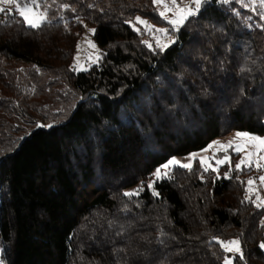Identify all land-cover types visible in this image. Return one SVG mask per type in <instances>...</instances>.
Returning a JSON list of instances; mask_svg holds the SVG:
<instances>
[{
    "label": "trees",
    "instance_id": "trees-1",
    "mask_svg": "<svg viewBox=\"0 0 264 264\" xmlns=\"http://www.w3.org/2000/svg\"><path fill=\"white\" fill-rule=\"evenodd\" d=\"M44 2L39 29L15 10L0 20V261L264 264V208L238 154L230 178L197 160L157 181L159 196L123 195L233 131L264 137V9L211 0L154 54L127 22L169 25L152 0ZM85 26L101 58L73 71ZM214 237L239 238L244 259Z\"/></svg>",
    "mask_w": 264,
    "mask_h": 264
},
{
    "label": "snow or ice",
    "instance_id": "snow-or-ice-1",
    "mask_svg": "<svg viewBox=\"0 0 264 264\" xmlns=\"http://www.w3.org/2000/svg\"><path fill=\"white\" fill-rule=\"evenodd\" d=\"M152 2L154 5L163 8V10L159 11L158 14L161 18L166 20L169 25L172 26V31L175 32L178 31L179 28L183 26V24L190 17L197 16L201 12L202 7L205 4L210 3L211 0H191V4L185 6H181L183 0H181L180 3H178L177 0H152ZM217 2L229 4L230 0H217ZM53 3H55V0H53ZM239 3L242 7H248L249 5H256L258 3V7L264 9V0H247V3H245V0H239ZM0 5H15V13L18 14L20 18H22L18 22L23 23L29 28L39 29L45 24L51 23L48 16V5L46 2H44V0H0ZM63 7L68 8V5L64 4ZM0 13H6V15L8 16H13L12 9L9 8L6 12V8L3 6H0ZM168 13L172 14L171 18H169ZM236 14L239 15V13ZM61 19H63V17H61ZM261 19H264V13L261 14ZM127 22L133 26L134 31H136L138 34H143L141 33V29L139 27H135V25H133L131 21ZM135 24L143 26V32L149 34L152 39L155 40V47H153L151 43L144 41L145 45L149 48L150 51H153L154 54L157 49L163 52L170 46V43L175 42L169 34V29L167 28H155L152 24H150L147 20L142 19L140 16L135 17ZM65 27H67V25H65ZM88 31L93 35L95 34V29H88ZM85 39L87 40V38ZM87 43L93 49L96 48V45L91 40H87ZM79 51L80 45L77 44V52ZM99 59L100 56L97 55L96 60L98 61ZM80 68L81 66L79 63V56H77L75 58V63L72 65V70L77 71L80 70ZM51 126L52 125H47V127ZM37 127L42 128L46 127V125L37 124ZM236 140L242 141V143H236ZM215 143L217 144L218 149L223 150L226 154L222 159L216 160V167H213L212 164L207 163L208 158L201 157L200 165L201 167H203L205 172H207L210 168L213 172H218L219 165L228 162L229 171L225 173V178H230L231 163L230 157L227 155V152L230 148L234 149L237 154L245 152L250 148L255 149L254 152L247 151V155L242 157L239 162L235 164L236 170L242 171V166L251 168L253 164H255L257 170H260L262 167H264V165L260 164V161H264V137L248 132L237 131L235 133V140L229 141L226 144H219V142ZM211 147L212 145H209V148ZM207 150L208 149H205V151ZM196 156L197 154L193 153L189 157H187L189 161L188 163H181L174 158L168 160L167 163L163 164L161 167H158L155 172L151 174V177H149L146 185L144 182H141L140 187L131 192H124L123 195L125 197L132 198L133 196H137L141 191H143L146 186L149 190L152 191L153 196H159V193L154 189L155 182L163 178H171L170 172L173 166H178L190 171L192 169V161ZM253 157L257 158L255 162L253 161ZM152 177H155V180H153ZM259 181L261 182V184H264V175H261L259 177ZM254 183V180H248L247 184L249 188L246 189V191H254V189L252 188ZM246 199H250V197L246 196ZM256 199L260 200V204H258L257 207L264 205V199H261L259 196H257ZM262 224H264V222H262ZM161 235H165L162 230ZM213 239L225 253L238 254L239 259H244L243 251L241 248V241L239 238L222 240L214 237ZM162 242L163 241H161V243ZM259 247L260 249L264 250V241H261ZM223 260L224 264H233V260L228 256L223 257ZM0 264H3V262L0 261Z\"/></svg>",
    "mask_w": 264,
    "mask_h": 264
},
{
    "label": "rangeland",
    "instance_id": "rangeland-1",
    "mask_svg": "<svg viewBox=\"0 0 264 264\" xmlns=\"http://www.w3.org/2000/svg\"><path fill=\"white\" fill-rule=\"evenodd\" d=\"M177 2L180 3L181 0H177ZM190 4H191V0H183V2L181 3V6L190 5ZM0 6L5 7L6 11L9 8L12 9V10H15V5H7V6L0 5ZM155 7H156L157 12L163 10V8L160 7V6H156L155 5ZM252 11L254 12V10H252ZM168 16H169V18H171L172 14L168 13ZM1 18H2V13H0V20H1ZM141 18L144 19V20H147L155 28H167V29H169V34L171 35L172 39L175 40V37L173 36V31H172V26L171 25H160L158 23H154L151 20H148L147 18H144V17H141ZM132 24L135 25V27H139L141 29V31H143V26L135 24V20L132 22ZM88 29H93V28H91L90 26H86L85 32H84V34H83V36L81 38V41L79 43L80 51L78 52V56H79V63H80L81 68H80V70H77V71H87V70H89L92 66L97 65L99 63L100 59L97 61L96 60V56L99 55L100 58H101L100 48L95 44V42L93 40V34L91 32H89ZM144 34H145V37H146L145 40L148 43H151L153 45V47H155V40H153L152 37L149 34H147V33H144ZM85 38H87V40H91L96 45V48L93 49L92 47H90L89 44L87 43V40ZM165 42H167V41H165ZM171 44L172 43H170V45ZM236 132L237 131H233L232 133H230L229 135H227L225 137L218 138V139L214 140L210 144V145H212L211 148H209V146L207 148H205V149H208L207 151H205V149H203V150L198 151V152H193V153L197 154V156L192 161V167L194 166L195 161L198 160L200 162V158L201 157L208 158L207 163H210V164H212L213 167H216L217 166L216 165V160L217 159H222L225 156V155L224 156H219V154L220 153H225V152L223 150L218 149V146H217V144L215 142H219V144H226L229 141H233V140H235V133ZM236 143H242V141L236 140ZM230 151H232V153ZM247 151H253L254 152L255 149L254 148H250V149L246 150L245 152L239 153L238 154L239 157L237 158L238 159L237 163L239 162V160L242 157L247 155ZM193 153H190V154H188L186 156H174L171 159L174 158V159L180 161L181 163H188L189 161H188L187 157H189ZM234 154L237 155V153L234 151V149L230 148L228 150V152H227V155L230 157V163H232V160H235V158H236V157H234ZM256 159H257L256 157H253V161L254 162H255ZM228 164L229 163L226 162V163H224L222 165H219L218 170L221 167H223L224 165H228ZM260 164L264 165V161H260ZM176 167H178V166H173L171 168L170 174L173 173V170ZM242 168L252 169V171H251L252 174L250 175L249 180L252 179V180L255 181V183L252 186L254 191L249 192V194H250V196L254 197L255 203H256V205H258V204H260V200H257L256 197L259 196L261 199H264V184H261V182L259 181V177L261 175H264V167H262L260 170H257L256 167H255V164H253V166L251 168H248V167H245V166H242ZM152 179L155 180V177H152ZM138 187H140V185H138L136 187H133V188H130V189H127L126 192H131V191L137 189ZM248 188H249V186H248ZM260 208H264V205L260 206ZM263 222H264V218H263ZM230 254L233 255V253H230Z\"/></svg>",
    "mask_w": 264,
    "mask_h": 264
}]
</instances>
